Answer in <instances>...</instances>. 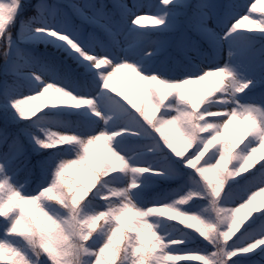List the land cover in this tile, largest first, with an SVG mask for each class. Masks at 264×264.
Listing matches in <instances>:
<instances>
[{
    "label": "snow or ice",
    "instance_id": "1",
    "mask_svg": "<svg viewBox=\"0 0 264 264\" xmlns=\"http://www.w3.org/2000/svg\"><path fill=\"white\" fill-rule=\"evenodd\" d=\"M0 264H264V0H0Z\"/></svg>",
    "mask_w": 264,
    "mask_h": 264
}]
</instances>
